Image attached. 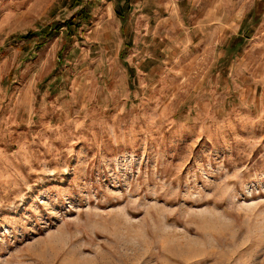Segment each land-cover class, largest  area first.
<instances>
[{
	"label": "rangeland",
	"instance_id": "rangeland-1",
	"mask_svg": "<svg viewBox=\"0 0 264 264\" xmlns=\"http://www.w3.org/2000/svg\"><path fill=\"white\" fill-rule=\"evenodd\" d=\"M0 264H264V0H0Z\"/></svg>",
	"mask_w": 264,
	"mask_h": 264
}]
</instances>
